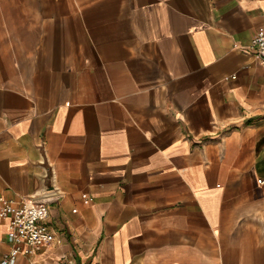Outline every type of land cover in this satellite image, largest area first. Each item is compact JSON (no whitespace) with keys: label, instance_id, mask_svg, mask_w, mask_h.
Segmentation results:
<instances>
[{"label":"crops","instance_id":"obj_1","mask_svg":"<svg viewBox=\"0 0 264 264\" xmlns=\"http://www.w3.org/2000/svg\"><path fill=\"white\" fill-rule=\"evenodd\" d=\"M261 28L264 0H0V196L56 237L14 264H264Z\"/></svg>","mask_w":264,"mask_h":264},{"label":"built area","instance_id":"obj_2","mask_svg":"<svg viewBox=\"0 0 264 264\" xmlns=\"http://www.w3.org/2000/svg\"><path fill=\"white\" fill-rule=\"evenodd\" d=\"M249 50L264 65V28L258 31ZM0 217L8 220L11 228L7 238L10 248L2 254L0 264H14L19 254L37 251L56 239L46 223L47 205L32 198L14 200L0 196Z\"/></svg>","mask_w":264,"mask_h":264}]
</instances>
